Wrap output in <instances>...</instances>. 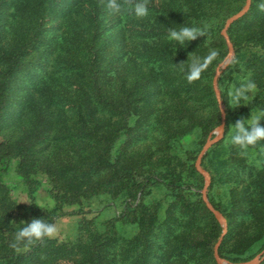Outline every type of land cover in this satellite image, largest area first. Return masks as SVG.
Returning a JSON list of instances; mask_svg holds the SVG:
<instances>
[{
  "label": "trees",
  "instance_id": "obj_1",
  "mask_svg": "<svg viewBox=\"0 0 264 264\" xmlns=\"http://www.w3.org/2000/svg\"><path fill=\"white\" fill-rule=\"evenodd\" d=\"M245 1L145 0L150 14L141 19L130 12L135 0H120L129 8L121 16L110 12L107 0H0V186L17 162L28 184L32 172L48 174L53 194L91 198L128 181L141 196L119 219L136 227L129 238L115 232L119 221L91 219L73 242L45 238L18 251L13 244L21 221L53 224L56 216L34 201L16 207L0 193V264H217L214 248L222 228L195 190L197 183L184 175L202 180L195 163L180 165L172 142L206 114L213 122L203 125L206 134L220 122L213 80L228 53L222 30ZM260 3L252 0L249 12L228 30L235 50L232 84L246 77L257 89L246 106L225 109L226 137L233 109L248 115L264 110ZM184 23L207 31L184 46L169 42L168 27ZM210 50L216 59L200 79L188 82L190 64ZM7 129L19 133L8 135ZM226 137L210 152H217L228 194L209 200L228 220L219 254L240 263L232 255L241 246L264 241V141L242 152ZM215 184L212 177L210 192ZM153 186L165 189L163 199H146ZM73 214L79 213H61Z\"/></svg>",
  "mask_w": 264,
  "mask_h": 264
},
{
  "label": "rangeland",
  "instance_id": "obj_2",
  "mask_svg": "<svg viewBox=\"0 0 264 264\" xmlns=\"http://www.w3.org/2000/svg\"><path fill=\"white\" fill-rule=\"evenodd\" d=\"M246 2L247 0L245 1V5H246ZM245 5L243 6V8L245 7ZM225 26H226V23H225ZM223 38L225 39L224 36ZM226 44H227V41H226ZM227 48H228V45H227ZM234 58H235V50L233 51V54L230 56V51L228 48V53L226 57L218 65L216 69V72H217L219 67H221V73L219 75L218 86H217L220 99H218L215 89H214V92H215V96L218 101V104L220 100L224 111L226 108H228V106L230 109V106H231L230 103L229 105L225 104L222 96L224 94L227 96L228 88L233 86L232 81H231L230 65L233 62ZM213 88H214V85H213ZM227 99H228V96H227ZM219 108H220V104H219ZM262 112H264V110L258 109L256 113H254L253 115H257ZM231 115H232V118H231L232 126H234L240 120H247V119H250L251 117V115H248L246 113L236 114V111L234 109ZM261 119L262 120L260 121V123L262 122L264 123V116H262ZM221 123H222V115H221L220 122L216 124L214 127H212V129L206 134V132L202 128L203 125L205 127H210L213 125V122L209 120V116L206 114L204 119L197 120L195 124L186 126L185 128L181 130L182 132L178 133L180 134V136L177 139L175 138L173 139L172 151L179 158L180 165H183V163L185 162H188V163L194 162L195 167H196L199 154L201 153V151L203 150V147L207 144V142L209 140L214 139L217 136ZM232 126H231V129H232ZM144 131L148 133L149 127H146ZM6 132H10V129H7ZM18 133H19V130L14 129L10 133H8V135L15 136V135H18ZM173 134H177V132H174ZM230 135H231V131L229 135H227V137H226V133H224V137L219 143H221L226 137L225 143L228 144L230 142ZM126 137L127 136H124L121 139V141H123ZM0 139L2 140V136H0ZM121 141L118 143L119 145H121ZM119 145L116 146L115 150L118 149ZM216 145H213L205 153L203 160H202V163L204 162V166L202 165V167L204 170H206L209 173L211 178L212 177L216 178V184H215L213 191L211 192L209 191L210 186L208 188V191H207L208 199H209V196L210 197L215 196L216 199L219 200L222 197H226V195L228 194V188L226 186L223 171L216 167V160H217L216 153L217 152L216 151L210 152V150L214 149ZM195 157H196V160L193 161ZM208 161H213V162L211 164H208ZM16 163L17 162H14L12 166L10 167L9 171L2 176L3 184L2 186H0V193L6 195L8 199H10L16 205V207H28L32 204V201H34L38 208L44 211L51 212L53 216H56V219L54 220L53 225L56 226L57 232L54 237L49 238V239L53 241L54 240L58 241L59 243L73 242L78 238L79 233H80L79 229L83 226V223L91 219H96L95 222L100 223V224L108 223L110 221H119L117 224V230L115 232H118L127 238L132 236V234H134L137 231L136 227L131 226L129 223H124L119 220L123 217L124 213L126 212L127 204L134 203L135 205V204H138L140 201V197H141L140 193H137L135 186L131 182L124 181L120 184L118 188H108L106 192L98 196L91 197V198H88L85 196H75L71 194L57 195V194L52 193V190H53L52 180L50 179L48 174H46L42 170H40L39 172L38 170L35 172H32L30 175V184H28V182H26L24 178L18 174L16 170V165H17ZM154 173L156 175H160L159 174L160 172L158 170H155ZM197 173L201 175L198 171ZM184 175L187 177V180L190 183L192 182L197 183V188L195 190L198 193H200L203 199L202 193L205 187L206 179L201 175L202 180L197 182L195 180V176L191 172L187 173L185 171ZM243 177L247 178L244 175ZM165 193L166 192L164 188H157L153 186L150 188L149 194L147 195L146 199L150 201L161 200L164 198ZM48 201L52 202V207L50 208L44 206L47 204ZM20 211H22V209L18 210V212ZM70 212L79 213V214L65 215V216L61 215V213H70ZM219 212L224 216V214L221 211ZM225 219L228 225V220L226 217ZM218 223L220 224L222 228V233H223V225L219 221ZM2 239L3 237L1 236L0 237V247H2L1 250L3 251L5 247L1 246ZM220 239L221 237L219 238L218 242L220 241ZM217 244L215 245V248ZM263 246H264V241H261V240L245 243L243 246L240 247V254L239 255L234 254L232 255V257L242 260V262L240 263L249 262L253 260L258 254H260L264 250ZM215 248H214V257H215ZM220 258L224 259L221 256ZM215 260L217 264H221L217 261L216 257H215ZM224 260H227V259H224ZM263 261L264 259L259 264H261Z\"/></svg>",
  "mask_w": 264,
  "mask_h": 264
},
{
  "label": "clouds",
  "instance_id": "obj_3",
  "mask_svg": "<svg viewBox=\"0 0 264 264\" xmlns=\"http://www.w3.org/2000/svg\"><path fill=\"white\" fill-rule=\"evenodd\" d=\"M107 7L114 16L124 15L128 10V6L122 4L120 0H107ZM260 7L264 8V0H261ZM130 12L136 18H145L149 16L150 9L145 0H135L130 6ZM207 31V26L186 25L182 24L178 28L168 27L167 40L175 42L177 46H184L199 37L204 36ZM217 52L210 50L207 56L203 59H195L190 64L186 79L188 82H193L200 79L201 74L209 67L216 59ZM257 86L254 81L249 78H242L238 86L233 85L228 88L227 96L228 103L232 108L237 109L243 104L250 101L255 94ZM264 112L257 115H251L250 119L240 120L231 129L230 142L233 145L239 146L242 152H246L250 146L256 145L260 141H264V126H261V117ZM46 207H52V202L48 201ZM57 232L56 226L46 223L41 218L32 219L29 222L21 221L20 227L15 231L13 247L20 249V245H31L34 242L45 238H52Z\"/></svg>",
  "mask_w": 264,
  "mask_h": 264
},
{
  "label": "water",
  "instance_id": "obj_4",
  "mask_svg": "<svg viewBox=\"0 0 264 264\" xmlns=\"http://www.w3.org/2000/svg\"><path fill=\"white\" fill-rule=\"evenodd\" d=\"M251 4H252V0H247L245 7L238 14L229 18L228 21L226 22V26H225L222 34L227 41V45H228V48L230 51V56L233 54L234 48H233V45H232L230 38L228 36V29L231 25H233L236 21L243 18L249 12V10L251 8ZM220 73H221V67H219V69L217 70L216 75L214 77V81H213L214 89H215V92H216L218 99H220L219 98V91L217 89L218 79H219ZM219 104H220V111H221V115H222V123H221L220 129L217 133V136L214 139L209 140L207 142V144L203 147V150L199 154V157H198L197 163H196L197 171L206 179L205 187H204V190L202 193L203 194V200H204L207 208L209 209V211L223 225V233L221 235V239L215 248V257H216L217 261L221 264H259L264 259V250L260 254H258L253 260H251L249 262H245V263H232L228 260L221 259L219 256V253H218L221 241L228 231V225H227V221H226L225 217L212 205V203L208 199L207 191H208V188L211 184L212 178L209 175V173L203 169L202 160H203V157H204L205 153L207 152V150L209 148H211L213 145L218 144L224 137L225 127H226V113L223 109V106H222L220 100H219Z\"/></svg>",
  "mask_w": 264,
  "mask_h": 264
}]
</instances>
